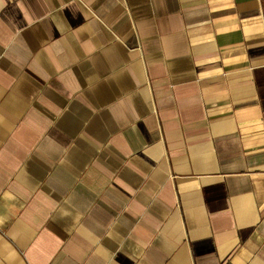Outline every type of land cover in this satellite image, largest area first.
<instances>
[{
  "label": "crops",
  "instance_id": "obj_1",
  "mask_svg": "<svg viewBox=\"0 0 264 264\" xmlns=\"http://www.w3.org/2000/svg\"><path fill=\"white\" fill-rule=\"evenodd\" d=\"M0 264H264V0H0Z\"/></svg>",
  "mask_w": 264,
  "mask_h": 264
}]
</instances>
